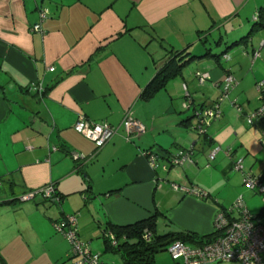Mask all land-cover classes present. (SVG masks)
<instances>
[{"label": "crops", "instance_id": "0c3cea01", "mask_svg": "<svg viewBox=\"0 0 264 264\" xmlns=\"http://www.w3.org/2000/svg\"><path fill=\"white\" fill-rule=\"evenodd\" d=\"M263 6L264 0H0V264H72L67 241L53 229L66 215H75L77 236L92 251L107 224L154 217L157 234L205 243L215 211L237 195L250 212L232 166L247 161L264 183V118L245 122L262 104L255 85L264 81V24L254 26L252 17ZM41 9L47 16L32 32ZM206 50L218 57H201ZM170 51L200 58L141 97ZM195 73L206 75L201 85ZM228 75L234 85L222 97ZM216 98L219 117L197 134L195 113ZM125 113L143 133L126 139L118 127L100 149L72 129L78 117L117 127ZM146 152L157 155L154 167ZM178 152L190 153L191 164H171ZM73 153L86 159L73 161ZM46 185L58 202L18 200Z\"/></svg>", "mask_w": 264, "mask_h": 264}, {"label": "built area", "instance_id": "2783aa9c", "mask_svg": "<svg viewBox=\"0 0 264 264\" xmlns=\"http://www.w3.org/2000/svg\"><path fill=\"white\" fill-rule=\"evenodd\" d=\"M46 9H41L38 13V22L31 27L32 32H40V23L46 18ZM257 20V16H253V21ZM258 54L254 51L251 55L252 60L257 58ZM52 69H49L51 71ZM195 77L199 84L206 80V75L195 73ZM234 85V80L231 76H226L222 83V97L226 95L229 89ZM30 91L40 93L39 86H32ZM256 93L259 100L264 97V81H260L255 85ZM221 97V98H222ZM220 101V98L217 102ZM217 102L209 108L203 109L195 113L197 117V134H202L204 118L216 119L219 117ZM204 111V114L203 112ZM264 118V104L262 103L246 118V124L251 125L254 119ZM120 127L125 134L126 139L131 135H140L143 133V126L136 120L130 118L128 113H125L120 124L117 127H110L107 124L100 122L95 123L78 117L74 125L73 131L90 141L95 149L103 147ZM261 143L264 146V137H261ZM218 148L213 149L208 160H212L218 152ZM146 157L149 165L154 167V162L157 155L152 152H146ZM73 161H84L86 157L77 153L71 154ZM169 162L173 165L191 164L190 153L178 152L170 157ZM233 171L241 173L242 185L248 187L252 191L264 193V186L261 185L260 179L255 178L251 174L243 173L241 161L233 163ZM175 188V186H173ZM196 195L203 196L199 190H193ZM52 185H46L36 191L27 192L20 196V201H29L34 196L39 195L42 199H57L53 197ZM54 231L61 235L69 245V254L72 264H103L97 253H93L88 244L82 242L77 237L76 222L74 215H66L61 220L53 223ZM213 238L201 245H187L181 241H173L165 251L169 254L170 259L174 264H218V263H233V264H264V212L250 215L244 208L241 198L238 197L233 205L222 211H215L212 223ZM110 244L113 246L115 242L111 235H108Z\"/></svg>", "mask_w": 264, "mask_h": 264}, {"label": "trees", "instance_id": "16d2710c", "mask_svg": "<svg viewBox=\"0 0 264 264\" xmlns=\"http://www.w3.org/2000/svg\"><path fill=\"white\" fill-rule=\"evenodd\" d=\"M253 24L254 26L263 27L264 6L258 10L257 20L253 21ZM232 45L234 46L236 43H233ZM201 57L217 58L218 56L212 55L208 50H206L205 54ZM196 58L200 57L189 56L185 53V51L168 52L161 61V64L157 67L154 76L145 86L141 93V97L149 98L157 91L164 88L165 84L169 80L178 76L182 68ZM261 101L264 104V97L261 98ZM53 193V197H55L58 202L60 198L55 193L54 187ZM19 198L20 197H18V200ZM263 212L264 210H260L257 214ZM108 235H111L113 241L115 242L113 246L110 244ZM101 237L104 251L117 254L120 264H155V254L165 251V248L171 242L176 240L192 245H201L204 243L203 240L196 241L192 235L183 233L168 232L164 234H157L155 230L154 217H148L125 226L107 224L104 227ZM209 241L210 240L205 241V243Z\"/></svg>", "mask_w": 264, "mask_h": 264}, {"label": "rangeland", "instance_id": "374dc122", "mask_svg": "<svg viewBox=\"0 0 264 264\" xmlns=\"http://www.w3.org/2000/svg\"><path fill=\"white\" fill-rule=\"evenodd\" d=\"M257 16V15H256ZM252 20H253V17H252ZM190 64H187L184 68H182L181 72L185 71V72H189L190 71ZM196 79V78H195ZM196 83L197 85H201L199 84L198 80L196 79ZM222 93V91L220 92ZM182 96H184V93H182ZM218 98V97H217ZM215 99L214 101L216 102L218 99ZM256 101L257 103L258 102V99H259V96L256 95ZM219 102V101H218ZM220 105V103H219ZM231 106L233 108H235V111H236V107L235 106V103L231 102ZM217 107H218V104H217ZM220 110V109H219ZM254 111V110H253ZM253 111H251L250 113H252ZM203 114H204V111H202ZM250 115V114H249ZM197 117L196 119L194 120V126L196 127L197 126ZM255 120V119H254ZM211 121V119L209 118H204L203 120V124H205V126L208 125V123ZM207 157V156H206ZM238 160H235L234 162H236ZM247 161H245L244 163H242V166H243V172L244 173H248V174H251L252 176H254L255 178H259L261 175L253 172V170L249 169L246 165H247ZM233 170V169H232ZM235 172V171H234ZM241 175V174H240ZM239 181H240V184L242 183V179H241V176H239ZM261 179H262V176H261ZM242 185V184H241ZM262 186H264V183L262 181L261 183ZM240 188H243L244 189V193H245V196H246V199L248 200L249 203H246V207L247 209L251 210L250 212L247 211L250 215H255L256 213H258L259 209L262 208V206L264 205V195H262V193H259L258 191H252L250 190L248 187H246L245 185L243 186H240ZM238 198V195L235 197V199L232 201V203L230 205H227L226 208H230L233 203L235 202V200ZM246 210V209H245ZM76 219V218H75ZM160 232V231H158ZM161 234V233H160ZM102 235L100 234L99 235V239H96L94 241H91V248L93 249L92 252L93 253H97L98 255H100V260H103L106 264H120V261H119V257L117 254H114V253H111V252H105L104 249H103V244H102ZM101 246L98 250L97 249H94V244H98ZM68 244V243H67ZM96 251H99V252H96ZM154 262L155 264H173L174 262L170 259V256L169 254L166 252V251H163V252H159L157 254H155L154 256ZM72 263V262H71Z\"/></svg>", "mask_w": 264, "mask_h": 264}]
</instances>
